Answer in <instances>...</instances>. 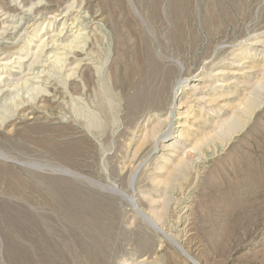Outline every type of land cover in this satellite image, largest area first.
Instances as JSON below:
<instances>
[{
    "label": "rangeland",
    "instance_id": "obj_1",
    "mask_svg": "<svg viewBox=\"0 0 264 264\" xmlns=\"http://www.w3.org/2000/svg\"><path fill=\"white\" fill-rule=\"evenodd\" d=\"M0 264H264V0H0Z\"/></svg>",
    "mask_w": 264,
    "mask_h": 264
},
{
    "label": "bare ground",
    "instance_id": "obj_2",
    "mask_svg": "<svg viewBox=\"0 0 264 264\" xmlns=\"http://www.w3.org/2000/svg\"><path fill=\"white\" fill-rule=\"evenodd\" d=\"M74 37H75V36H74ZM153 74H155V73H153ZM155 75H156V74H155ZM155 75H154V76H155ZM154 76H153V77H154ZM155 77H156V76H155ZM155 77H154V83H153V84H155V83H156L155 81H156L157 77H156V78H155ZM158 78H159V77H158ZM159 79H160V78H159ZM148 80H149V79H148ZM152 80H153V78H152ZM152 80H151V81H152ZM152 82H153V81H152ZM160 82H163V81H162V78H161V81H160ZM160 82H158V83H160ZM160 84H161V83H160ZM160 86H161V85H160ZM162 86H163V85H162ZM160 88H161V87H160ZM160 88L158 87V88H157V90H160ZM161 89H162V88H161ZM157 90H156V91H157ZM40 91H41V92H46V93H48V92H47V91H45V90H43V91H42V90H40ZM160 91H161V90H160ZM144 92H145V91H144ZM158 92H159V91H158ZM158 94H162V93H161V92H159ZM141 95H142V94H141ZM143 96H144V95H143ZM161 96H162V95H161ZM159 97H160V96H159ZM156 99H157V98H156ZM160 101H161V100H160ZM172 106H173V105H172Z\"/></svg>",
    "mask_w": 264,
    "mask_h": 264
}]
</instances>
